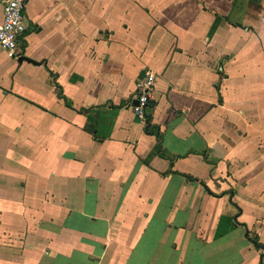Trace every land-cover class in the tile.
Here are the masks:
<instances>
[{
    "label": "crops",
    "instance_id": "obj_1",
    "mask_svg": "<svg viewBox=\"0 0 264 264\" xmlns=\"http://www.w3.org/2000/svg\"><path fill=\"white\" fill-rule=\"evenodd\" d=\"M25 20L0 46V264H264V0H29Z\"/></svg>",
    "mask_w": 264,
    "mask_h": 264
},
{
    "label": "built area",
    "instance_id": "obj_2",
    "mask_svg": "<svg viewBox=\"0 0 264 264\" xmlns=\"http://www.w3.org/2000/svg\"><path fill=\"white\" fill-rule=\"evenodd\" d=\"M3 18L0 21V46L12 56L22 47V36L27 29L25 9L29 0H1ZM157 82V74L147 70L137 83L135 111L139 119H144L151 103Z\"/></svg>",
    "mask_w": 264,
    "mask_h": 264
}]
</instances>
